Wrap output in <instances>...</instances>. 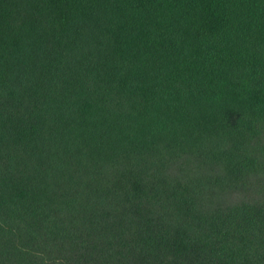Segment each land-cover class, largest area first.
Wrapping results in <instances>:
<instances>
[{
  "label": "trees",
  "instance_id": "1",
  "mask_svg": "<svg viewBox=\"0 0 264 264\" xmlns=\"http://www.w3.org/2000/svg\"><path fill=\"white\" fill-rule=\"evenodd\" d=\"M0 264H264V0H0Z\"/></svg>",
  "mask_w": 264,
  "mask_h": 264
}]
</instances>
